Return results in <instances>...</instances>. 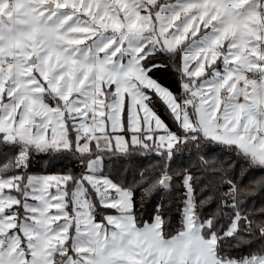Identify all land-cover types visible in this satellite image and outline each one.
I'll use <instances>...</instances> for the list:
<instances>
[{"label": "snow or ice", "instance_id": "snow-or-ice-1", "mask_svg": "<svg viewBox=\"0 0 264 264\" xmlns=\"http://www.w3.org/2000/svg\"><path fill=\"white\" fill-rule=\"evenodd\" d=\"M0 154V264H264V0H0Z\"/></svg>", "mask_w": 264, "mask_h": 264}, {"label": "trees", "instance_id": "trees-1", "mask_svg": "<svg viewBox=\"0 0 264 264\" xmlns=\"http://www.w3.org/2000/svg\"><path fill=\"white\" fill-rule=\"evenodd\" d=\"M161 62H167L166 58H161ZM157 78L161 83L169 86L173 92L179 93V79L176 71L170 65L162 73L158 74ZM157 111L160 115L169 123L170 126L175 130V125L172 120L169 118L164 106L157 101L155 104ZM9 155H11L9 153ZM217 156L222 155V153H216ZM157 159L151 155L144 156L140 153H134L131 157H126L120 153H117L116 156L108 158V171L113 172L122 171L129 180L133 177L138 178L139 171L143 169L151 170L152 166L157 164ZM4 162V155L0 154V163ZM188 164L189 161L187 157L183 160H177L176 164ZM175 166V165H174ZM72 167L75 173H79V167L70 161V158L67 154L61 155L54 153L52 155L40 153L35 154L31 158V163L28 169L30 175H59L66 171L67 168ZM147 174V173H146ZM137 199H139V193H137ZM182 199L181 190L177 189L170 195L164 197V202L170 207L168 209V214L171 217V225L173 230L179 225L180 213L179 209L182 206L180 201ZM161 201V194H154L152 199L146 204L144 219H149L153 207L155 204ZM264 206V195L257 196L253 199L252 203L249 204V207H260ZM207 211V209H205ZM226 222V221H225Z\"/></svg>", "mask_w": 264, "mask_h": 264}, {"label": "rangeland", "instance_id": "rangeland-1", "mask_svg": "<svg viewBox=\"0 0 264 264\" xmlns=\"http://www.w3.org/2000/svg\"><path fill=\"white\" fill-rule=\"evenodd\" d=\"M48 175H51V174H46V175H34V176H48ZM51 191H55V189H51Z\"/></svg>", "mask_w": 264, "mask_h": 264}]
</instances>
